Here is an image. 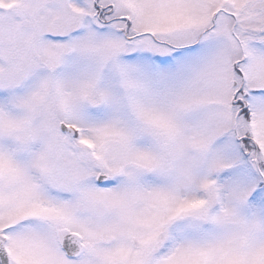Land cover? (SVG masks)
I'll list each match as a JSON object with an SVG mask.
<instances>
[{
  "label": "snow or ice",
  "instance_id": "snow-or-ice-1",
  "mask_svg": "<svg viewBox=\"0 0 264 264\" xmlns=\"http://www.w3.org/2000/svg\"><path fill=\"white\" fill-rule=\"evenodd\" d=\"M0 264H264V0H0Z\"/></svg>",
  "mask_w": 264,
  "mask_h": 264
}]
</instances>
